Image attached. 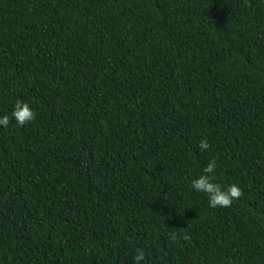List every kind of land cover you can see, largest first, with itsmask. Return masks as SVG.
Returning <instances> with one entry per match:
<instances>
[{
  "label": "trees",
  "instance_id": "obj_1",
  "mask_svg": "<svg viewBox=\"0 0 264 264\" xmlns=\"http://www.w3.org/2000/svg\"><path fill=\"white\" fill-rule=\"evenodd\" d=\"M5 115L0 264H264V0H0Z\"/></svg>",
  "mask_w": 264,
  "mask_h": 264
},
{
  "label": "clouds",
  "instance_id": "obj_2",
  "mask_svg": "<svg viewBox=\"0 0 264 264\" xmlns=\"http://www.w3.org/2000/svg\"><path fill=\"white\" fill-rule=\"evenodd\" d=\"M36 113L32 110L28 103L17 101L14 105L12 112V117L19 126H24L32 121H34ZM10 117L5 115L0 118V126L7 127L9 124ZM201 150L209 149L210 145L207 139H202L198 145ZM216 169V160L212 159L203 168L202 174L192 180V188L198 192H203L207 194L208 204L211 208H230L235 200L241 198L244 193L240 187L236 184H231L226 188H222L220 184L215 183V176L212 175ZM187 240L190 237L187 235L182 237ZM169 239L173 242L178 240L175 233L169 234ZM135 264H141L145 259V254L143 249H138L136 255L134 256Z\"/></svg>",
  "mask_w": 264,
  "mask_h": 264
}]
</instances>
